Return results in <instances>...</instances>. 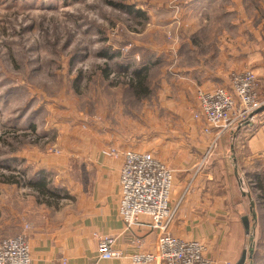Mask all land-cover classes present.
<instances>
[{
    "label": "rangeland",
    "instance_id": "374dc122",
    "mask_svg": "<svg viewBox=\"0 0 264 264\" xmlns=\"http://www.w3.org/2000/svg\"><path fill=\"white\" fill-rule=\"evenodd\" d=\"M212 4L0 0V230L17 231L6 236L36 224L58 225L69 216V162L91 145L153 156L158 150L166 163L170 142L187 147V118L168 111L166 75L174 73L176 50L183 53L188 43L194 56L216 57L222 50L198 45L190 34L195 23L202 32L218 25L232 29L236 12H210ZM238 12L241 47L230 49L228 80L234 72L252 71L264 102L254 70L264 67V0H238ZM238 56L242 70L234 68ZM121 141L129 149L114 145ZM212 153L202 159L201 170ZM259 172L263 179L242 169L237 183H227L238 194L241 188L250 191L246 264H264V168ZM42 182L44 189L34 187Z\"/></svg>",
    "mask_w": 264,
    "mask_h": 264
},
{
    "label": "crops",
    "instance_id": "0c3cea01",
    "mask_svg": "<svg viewBox=\"0 0 264 264\" xmlns=\"http://www.w3.org/2000/svg\"><path fill=\"white\" fill-rule=\"evenodd\" d=\"M208 1L215 2L210 12L222 10L223 16L230 11L236 12L235 21L231 22L233 27L228 29L218 25L214 32H202L196 23L190 25V34H194L198 45L217 46L222 50L217 51L216 57L214 52L194 56L193 43H188V50L183 53L181 48L176 50V66L174 73L166 75L164 94L170 97L167 100L171 106L168 111L187 118L183 126L188 134L187 147L181 140L170 142V150L166 148L168 152L164 153L169 157L168 163L162 156L164 161L160 159L158 150L155 157L173 170L169 201L173 215L167 233L184 241L200 242L206 249V255L217 264H237L248 237L242 218L246 216L249 221L246 213L251 215V207L248 198L242 192L238 194L234 188L230 191L227 183L231 180L237 183L242 169L249 173L256 171V177L263 179L259 171L264 168V112L258 113L256 120L241 127L235 134H221L211 149V163L200 169L215 134L204 133V121L193 118L197 108L195 91L198 88L209 91L221 86L229 88L228 76L234 62L229 61L228 55L231 48L241 47L238 0ZM232 51L231 54L234 53ZM235 52L241 54V51ZM235 61L237 65L234 68L242 70L241 57ZM254 70L261 78L258 91L264 94V67L256 66ZM114 145L121 150L129 149L125 148L129 147L125 141ZM106 146L108 144L91 145L69 162L72 170L68 185L74 203L62 223L36 224L26 232L31 264H135L130 260L132 255L155 253L159 232L151 226L148 217L141 216L131 226H126L119 218V172L123 162L121 158L103 156ZM10 232L17 231L0 230V238H7ZM99 236L114 237L115 249L120 251L121 257L99 259ZM141 264L165 263L154 261Z\"/></svg>",
    "mask_w": 264,
    "mask_h": 264
},
{
    "label": "built area",
    "instance_id": "2783aa9c",
    "mask_svg": "<svg viewBox=\"0 0 264 264\" xmlns=\"http://www.w3.org/2000/svg\"><path fill=\"white\" fill-rule=\"evenodd\" d=\"M257 78L252 71L234 72L230 75L229 88L198 90L197 109L193 115L203 120L204 133H214L211 148L223 133L251 124L256 111L264 105L256 92ZM103 156L121 158L119 172V201L117 211L120 220L131 226L141 216L148 217L151 226L158 230L157 247L153 254L136 253L130 257L135 264L161 261L165 264H217L206 255L205 247L198 241H184L167 233L173 212L169 209L173 170L149 152L109 147ZM203 159V160H204ZM115 238L99 236L97 255L108 260L121 257L115 249ZM0 264H31L30 246L26 233L0 238ZM225 264H230L226 262Z\"/></svg>",
    "mask_w": 264,
    "mask_h": 264
},
{
    "label": "water",
    "instance_id": "95a60500",
    "mask_svg": "<svg viewBox=\"0 0 264 264\" xmlns=\"http://www.w3.org/2000/svg\"><path fill=\"white\" fill-rule=\"evenodd\" d=\"M262 111H264V105H262L259 108V110L256 111V113H259V112H262ZM240 128H241V126L239 128H237L235 131H232L231 133L235 134V132H237ZM241 191H242V194L248 198L249 206L251 207V213H253V207L251 205L252 203H251V198H250V192L244 190L243 188H241ZM242 224H244V227H245V230H246V234H247V236H249L250 235V224H249L248 218L246 216L242 218ZM247 251H248V247L242 252L241 258L239 259L237 264H246V261L250 260L251 256L248 255L249 258H248V256H246L247 255Z\"/></svg>",
    "mask_w": 264,
    "mask_h": 264
},
{
    "label": "trees",
    "instance_id": "16d2710c",
    "mask_svg": "<svg viewBox=\"0 0 264 264\" xmlns=\"http://www.w3.org/2000/svg\"><path fill=\"white\" fill-rule=\"evenodd\" d=\"M138 75H140L139 72L136 73V77H137ZM34 187H41V188H40V190H41L42 188H43V189L45 188V184H44V182H42L41 184L35 183V184H34Z\"/></svg>",
    "mask_w": 264,
    "mask_h": 264
},
{
    "label": "bare ground",
    "instance_id": "6f19581e",
    "mask_svg": "<svg viewBox=\"0 0 264 264\" xmlns=\"http://www.w3.org/2000/svg\"><path fill=\"white\" fill-rule=\"evenodd\" d=\"M148 254H150V253H148Z\"/></svg>",
    "mask_w": 264,
    "mask_h": 264
}]
</instances>
